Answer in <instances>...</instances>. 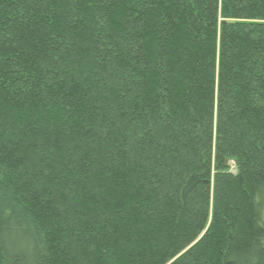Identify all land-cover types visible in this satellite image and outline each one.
<instances>
[{"label": "trees", "instance_id": "trees-1", "mask_svg": "<svg viewBox=\"0 0 264 264\" xmlns=\"http://www.w3.org/2000/svg\"><path fill=\"white\" fill-rule=\"evenodd\" d=\"M0 264H264V0H0Z\"/></svg>", "mask_w": 264, "mask_h": 264}]
</instances>
